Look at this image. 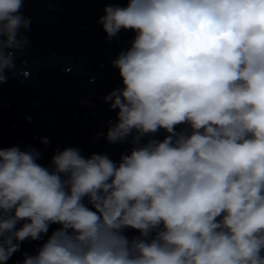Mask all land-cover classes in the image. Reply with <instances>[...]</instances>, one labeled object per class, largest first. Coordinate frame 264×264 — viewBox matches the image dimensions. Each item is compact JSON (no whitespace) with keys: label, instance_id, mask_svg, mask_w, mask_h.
<instances>
[{"label":"clouds","instance_id":"9594fccd","mask_svg":"<svg viewBox=\"0 0 264 264\" xmlns=\"http://www.w3.org/2000/svg\"><path fill=\"white\" fill-rule=\"evenodd\" d=\"M22 6L0 0V84L28 44ZM104 12L109 39L136 33L113 61L123 87L105 97L118 109L107 140L132 135L134 147L119 163L66 148L50 167L35 149L0 148V264L51 224L22 264H264V0ZM161 129L162 141L139 143Z\"/></svg>","mask_w":264,"mask_h":264}]
</instances>
